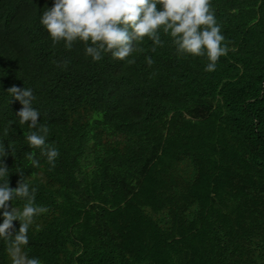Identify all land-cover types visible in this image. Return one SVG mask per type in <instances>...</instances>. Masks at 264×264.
I'll return each mask as SVG.
<instances>
[{"label":"trees","instance_id":"1","mask_svg":"<svg viewBox=\"0 0 264 264\" xmlns=\"http://www.w3.org/2000/svg\"><path fill=\"white\" fill-rule=\"evenodd\" d=\"M52 4L0 0V160L9 187L27 182L48 209L28 230V256L264 264V0H211L227 46L213 72L163 32L162 46L145 38L131 63L93 62L80 42L52 43L39 24ZM12 86L32 89L54 167L28 146L35 129L18 123ZM0 264H11L3 240Z\"/></svg>","mask_w":264,"mask_h":264},{"label":"clouds","instance_id":"2","mask_svg":"<svg viewBox=\"0 0 264 264\" xmlns=\"http://www.w3.org/2000/svg\"><path fill=\"white\" fill-rule=\"evenodd\" d=\"M39 24L54 45L62 42L68 50L76 42L85 45L84 53L93 62L101 61L108 54L131 63L129 58L145 38L152 42L153 51L163 45L161 32L171 38L181 54L206 56L205 72L215 71L219 58L227 53L211 0H53L52 7L39 15ZM145 59L148 64L152 63L150 58ZM7 92L22 106L16 113L18 123L28 122L27 127L35 129L25 137L28 146L39 149L54 167L59 151L46 142L48 127L38 124L40 113L32 106L35 99L32 89L12 86ZM4 134L7 135L6 130ZM8 149L12 152L9 144ZM5 155L0 141V158ZM28 158L33 167L39 166L31 153ZM9 172L0 160V240L7 243L11 264H41L38 258L29 257L25 248L34 217L48 209L35 205V189L27 182L20 179L15 188H10ZM13 200L24 203L21 208L12 206L9 210L8 202ZM13 221L19 222L14 235Z\"/></svg>","mask_w":264,"mask_h":264}]
</instances>
